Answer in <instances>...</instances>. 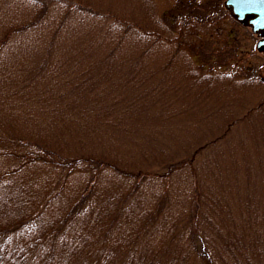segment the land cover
Segmentation results:
<instances>
[{
    "label": "rangeland",
    "instance_id": "374dc122",
    "mask_svg": "<svg viewBox=\"0 0 264 264\" xmlns=\"http://www.w3.org/2000/svg\"><path fill=\"white\" fill-rule=\"evenodd\" d=\"M224 1L199 0L215 12ZM179 2L0 0V241L44 233L58 253L73 239L75 264L116 263L135 245L182 259L195 242L193 264H235L213 249L224 223L203 224L205 247L189 238L198 193L224 186L235 228L249 219L241 238L259 241L250 264H264V198L245 202L264 190V56L230 17L191 27L207 42L196 58L175 50L181 23L166 20L185 14ZM134 202L141 220L118 223Z\"/></svg>",
    "mask_w": 264,
    "mask_h": 264
},
{
    "label": "trees",
    "instance_id": "16d2710c",
    "mask_svg": "<svg viewBox=\"0 0 264 264\" xmlns=\"http://www.w3.org/2000/svg\"><path fill=\"white\" fill-rule=\"evenodd\" d=\"M182 2L177 3V6L183 9V7H187L183 9L182 11L185 12L184 15H180L177 12L174 13L172 17L174 19L177 18V21H175L172 25L169 23V21L166 22L169 25V28H173L175 24L181 23V31L179 30H172L173 32H177V36H182V38L185 40V43L181 44V40H175L177 47L175 50L179 51L181 49L185 51L186 53H189L192 57H197L199 54L197 52L192 51L194 47H201L203 49L206 48L207 42L204 43L202 41L205 39L202 38L201 31H196V33L191 34V27L196 26V28L207 29L208 26H214L215 22L222 23L223 19L229 18V13L226 9L220 8V13L210 10L209 8L205 7V4H202L199 2V0H187V3L184 0H181ZM183 16V17H180ZM216 16L220 17L217 18ZM213 17V18H212ZM183 20H182V19ZM172 23V21H171ZM183 23V24H182ZM217 23V24H218ZM216 24V26H217ZM132 29L134 27H131ZM195 29V28H194ZM218 32L221 30L217 27ZM183 33H186V35H182ZM198 34L199 40H197L196 35ZM189 36L193 38L192 40L189 39ZM226 42L228 44V47H235L237 44V41L233 37V35L229 34L226 38ZM234 44V46H233ZM201 45V46H200ZM188 51V52H187ZM191 51V52H190ZM196 154V152H195ZM31 155V154H30ZM29 155V161L26 158L25 155H20L22 158V161L25 160L24 163H32L35 164V161L30 159ZM36 158L38 157L37 154ZM58 166L65 165L64 160H59L57 163H55ZM73 164H68V169H72ZM18 167V166H17ZM17 167L13 170V172L17 169ZM20 169L22 168L21 165H19ZM175 168L176 166L173 165L171 168ZM171 170L168 174L172 173ZM5 175V174H4ZM4 179L0 178V187L2 188L4 184L8 185V181L2 184ZM12 187V186H11ZM221 187H212L209 190L201 191L198 193V201L196 203L195 209L193 212L189 215L188 223L190 224L191 228V234L189 235V238H200L201 246L205 247L206 238L202 234V232L205 230L204 225L207 227L215 226L214 222L218 223H224L225 224V230L222 234L215 236V241L218 240V246H215L213 244V249H217L218 256L224 255V258L228 256L226 252L230 254L231 259L234 261L235 264H250L251 259L256 256L257 251L255 249L257 248L258 240L256 238L249 239L248 241H244L241 237H244L245 233H243V229L247 227L249 219L247 217H244L242 220H240L239 225L235 228V222L232 218V213L230 214L229 211V205L226 203V200L228 195L226 196V188ZM5 189V188H4ZM225 190V192H224ZM263 190V189H262ZM6 191V190H5ZM264 192V190H263ZM263 192H255L252 190L250 191L251 194V200L247 201L246 203H257L260 202V199L257 201L256 199H253L255 197L254 194H257L258 196L262 195V198H264ZM0 192V196H1ZM244 197V194H243ZM261 198V199H262ZM5 202L8 203L9 200L4 199ZM136 204L134 202V207L129 211V207H131V204L129 207L125 206L123 209H121L120 214L121 218L123 219L121 221H118V223L126 224L127 222H131L132 224L136 222V220H141L139 218L140 215H143V211L146 210L144 208H140L139 213L136 214L137 208ZM250 205V204H246ZM214 215L218 217V220L212 221L214 218ZM254 223L258 224L259 226L263 227V230H261V233L264 235V216L260 215L259 213L255 216ZM119 219V218H118ZM150 217L148 218V220ZM143 221V219H142ZM153 221V220H152ZM151 222V221H150ZM149 221L146 223L148 225L150 223ZM227 223V225H226ZM24 223H21L23 225ZM204 224V225H203ZM18 225L17 226H21ZM235 228V230H234ZM256 228V226L253 227V230ZM232 234L227 233V230ZM233 229V230H232ZM81 231L83 232V229L77 228L74 236H80L81 238ZM38 232V231H36ZM54 232V230H53ZM84 233V232H83ZM241 233V234H240ZM84 235L88 236L86 233ZM42 236H46V239L49 238L48 235H45L44 233L40 235H34L30 234L28 232H22L19 234V231L17 232V237H19L15 241H10L11 234L9 235H3L4 239L0 241V264H75L79 263V259L82 258V255L74 254L76 251H74V247H72L73 243L72 240H67L65 237L61 238V243L63 246H65V249H62V251L55 253L53 251H48L47 249L43 248V238ZM210 242V241H209ZM14 245H10V244ZM79 243V242H78ZM144 243V242H143ZM142 244H138L139 246H143ZM130 242L127 244V248H130ZM146 246L149 248V250H152L151 245L148 244V242H145ZM198 244L195 242H190V244H185L184 250H181L179 252L182 255V259L180 257H174L173 252L171 250H167L164 252H161L159 250L153 251L152 255L148 258H146V253H141L143 251H140L139 253L136 251L138 246L135 245L133 250L135 252L133 253H127L122 255L120 258L117 259L116 263H120L123 259H125V262L123 264H167L165 263V259H169V264L171 263L170 259H173V264H193L191 262V254L193 251H198ZM49 248V247H48ZM146 248V250H148ZM261 249V248H258ZM262 250V249H261ZM69 251V253H67ZM179 249L177 250V252ZM233 251V253H232ZM34 254L32 258L28 260L30 257L28 254ZM221 254V255H220ZM262 254L264 255V250H262ZM201 256H205L200 254ZM57 258V260H55ZM54 260V261H53ZM210 261V260H209ZM211 262V261H210ZM115 262L112 264H116ZM205 264V260L203 262ZM106 264V263H105ZM231 264V263H230ZM253 264V263H252Z\"/></svg>",
    "mask_w": 264,
    "mask_h": 264
},
{
    "label": "water",
    "instance_id": "95a60500",
    "mask_svg": "<svg viewBox=\"0 0 264 264\" xmlns=\"http://www.w3.org/2000/svg\"><path fill=\"white\" fill-rule=\"evenodd\" d=\"M230 17L258 38L256 50L264 56V0H225Z\"/></svg>",
    "mask_w": 264,
    "mask_h": 264
}]
</instances>
